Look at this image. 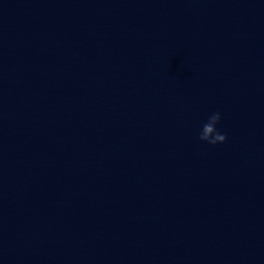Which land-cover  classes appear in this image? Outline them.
<instances>
[{
	"label": "water",
	"instance_id": "95a60500",
	"mask_svg": "<svg viewBox=\"0 0 264 264\" xmlns=\"http://www.w3.org/2000/svg\"><path fill=\"white\" fill-rule=\"evenodd\" d=\"M0 264H264V0H0Z\"/></svg>",
	"mask_w": 264,
	"mask_h": 264
},
{
	"label": "clouds",
	"instance_id": "9594fccd",
	"mask_svg": "<svg viewBox=\"0 0 264 264\" xmlns=\"http://www.w3.org/2000/svg\"><path fill=\"white\" fill-rule=\"evenodd\" d=\"M222 116L219 111L210 114L207 121L203 124L199 134V139L210 145L225 143L226 134L218 130L217 125L221 122Z\"/></svg>",
	"mask_w": 264,
	"mask_h": 264
}]
</instances>
